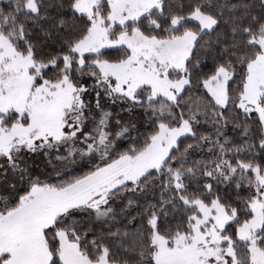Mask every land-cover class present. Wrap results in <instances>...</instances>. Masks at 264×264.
Wrapping results in <instances>:
<instances>
[{
	"label": "snow or ice",
	"instance_id": "snow-or-ice-1",
	"mask_svg": "<svg viewBox=\"0 0 264 264\" xmlns=\"http://www.w3.org/2000/svg\"><path fill=\"white\" fill-rule=\"evenodd\" d=\"M0 264H264V0H0Z\"/></svg>",
	"mask_w": 264,
	"mask_h": 264
}]
</instances>
